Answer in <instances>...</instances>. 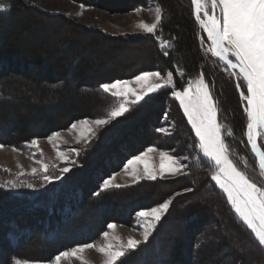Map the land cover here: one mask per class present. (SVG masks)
<instances>
[{
  "label": "trees",
  "instance_id": "1",
  "mask_svg": "<svg viewBox=\"0 0 264 264\" xmlns=\"http://www.w3.org/2000/svg\"><path fill=\"white\" fill-rule=\"evenodd\" d=\"M74 1L85 6H105L102 0ZM149 1L110 0L107 8L125 12L147 6ZM152 1L162 9V22L155 34L112 37L98 29L81 27L58 13L43 12L32 3L0 0L9 5L0 10V142L22 144L68 127L86 114L109 111L115 99L100 89L103 83L144 71L156 70L162 74L171 71L175 89L182 90L203 73L220 116L236 134L238 144L226 138L231 158L252 177L248 164L241 159L245 156L251 160L252 155L248 151L242 153L239 145L244 142L247 119L245 101L235 87L237 79L199 44L191 0ZM131 51L138 55L128 59L124 54ZM171 92L170 88L161 89L149 94L146 103L132 106L128 113L115 120L116 125L106 129L104 144L98 148L110 150L113 145L110 143L121 127L133 126L136 132L119 143L121 151L115 154L122 158L110 172L119 170L126 159L141 149L156 146L174 149L175 155L188 157L182 159L188 165L186 174L171 181L144 180L122 189L99 192L87 182L90 169L99 162L95 152L91 162L85 155L82 158L88 168L71 169L62 179L42 188L15 190L11 192L15 197L9 196L12 201L4 199L8 195L5 188H0V264H14L20 258L49 260L66 248L96 240L111 222L132 223L139 210L163 202L172 190L186 188L191 191L180 195L184 203L172 204L151 237L117 264H154L156 257L160 260L161 256H166L171 264L182 254L196 255L198 241L195 239L202 234L207 235L204 245L208 248L202 247L203 252L197 254L200 263L220 264L229 256V264H264V248L258 245L225 194L211 180L210 165L203 159L196 162L199 151L190 147L195 134ZM165 114L174 124L172 135L167 138L157 132ZM88 185L90 191L85 197L84 187ZM93 208L100 210L99 219L86 232L80 231L82 225L86 226V214ZM113 209L117 215L110 212ZM168 218H173L172 229L166 231L162 226ZM208 227L221 230L228 242L211 247L213 237L206 234ZM76 232L80 235L73 237L71 233Z\"/></svg>",
  "mask_w": 264,
  "mask_h": 264
},
{
  "label": "snow or ice",
  "instance_id": "2",
  "mask_svg": "<svg viewBox=\"0 0 264 264\" xmlns=\"http://www.w3.org/2000/svg\"><path fill=\"white\" fill-rule=\"evenodd\" d=\"M191 2L195 7V19L206 32V39L210 42L207 52L218 58L225 65L230 76H234L239 81L236 85L237 89H244L240 91V98L242 101H246L244 111L248 122L245 135L252 153L258 158L260 176L264 177V150H261L257 143V138L261 135L258 130H264V0H191ZM7 7L9 5L0 2V10ZM83 7L84 5H81V8ZM137 11L139 12L140 9ZM161 22L162 9L156 7L155 22L148 24L141 21L138 27L145 33L155 34ZM164 46L167 45H162V47ZM164 54L168 55L167 52ZM180 75L183 76V73L181 72ZM150 77L158 82L148 85L139 94L135 89L129 87L132 81L116 80L101 84L100 89L116 98L118 106L112 107L104 117L91 121V124L97 128H102L124 116L131 110L132 106L140 102L146 103L150 99V93L154 94L165 88L172 89L171 95L179 101L191 129L195 133L194 143L190 147L199 151L196 162L198 163L200 159H203L210 165L212 169L211 180L226 194L227 201L238 219L250 230L258 245L264 248V184L258 185L231 158L232 152L226 137L233 136V132L230 127L218 122L219 109L203 73L198 78L190 80L182 90L175 89L171 71L164 77L158 71L143 72L134 79L137 84H142ZM129 95L134 96L135 99L129 101ZM79 125L89 126V121L82 120ZM71 128L76 129L77 124H72ZM87 130L95 136L91 127H87ZM157 131L164 132L165 130L157 129ZM58 136L59 133H54L48 137L49 142L51 143ZM3 147L0 145V148ZM28 147L39 148L38 141L32 140ZM13 151H17V149L13 148ZM152 151H154L153 148L147 149V152ZM57 155L61 159H67L62 152H57ZM146 155L147 153H143L129 159L125 169L141 161ZM184 159H188V157H184ZM41 167L44 173L48 172L46 164L42 163ZM187 167L188 165L180 163L177 157L165 152L160 153L161 176L164 175L165 171L173 175L177 173L186 174L184 169ZM69 171L68 167H64L60 170V175L45 174L42 179L45 183H51L53 180L62 179L63 175ZM145 171L149 179H156V176L148 170L147 164H145ZM32 172L35 174L37 169L33 168ZM112 179L114 177L103 181L102 191L119 187V185L112 184ZM20 186L34 187L31 183L20 185L11 180L5 184H0V188L15 189ZM186 191H191V189H186ZM171 202L170 198L157 207L136 213L137 217L142 218L143 221L141 227L144 229L145 242L156 224L161 220L162 215L168 211ZM107 227L108 229H115L116 225L109 223ZM102 235L105 238L103 245H77L70 252L64 251L56 255L51 264H60L62 258L70 255L78 257V254L83 253L85 249L94 247L105 255L106 259L103 264H117L118 260L126 256L129 251L135 250L140 244V241L129 238L126 244L121 242L117 247L107 241L108 231ZM113 239L119 240V237H113ZM14 264H21V261L15 260ZM23 264H29V262L24 261Z\"/></svg>",
  "mask_w": 264,
  "mask_h": 264
},
{
  "label": "rangeland",
  "instance_id": "3",
  "mask_svg": "<svg viewBox=\"0 0 264 264\" xmlns=\"http://www.w3.org/2000/svg\"><path fill=\"white\" fill-rule=\"evenodd\" d=\"M1 1H6V0H1ZM21 1L32 3L35 6H37L39 9H41L43 12H47L50 14H53V13L57 14L58 13L64 17H67L70 20L76 22L81 27L101 30V32L105 33L108 36H112V37L134 36L137 34H145V32L141 28L138 27V24L141 21L146 22L148 24L154 23L155 22V8L158 7L152 0H150L148 2L147 6H137V7H134L132 9L128 10V11H125V12H117L111 8H107V4L109 3L110 0L109 1L108 0H102L101 1V3L103 2L102 4L105 6H101L99 4L94 5V6H92V5L91 6H85L84 5L83 8H81V5H83V4H80L74 0H21ZM137 9H140V11L138 12ZM193 9L195 11V7L192 4V12H193ZM80 13H82V14H80ZM193 17H194V14H193ZM195 22H196V20H195ZM196 24H197L198 32H199L198 33L199 44L201 45L202 49L204 50V52L206 54L211 55L210 52H207V48H208L210 42L207 41V39H206V33L200 27L199 23L196 22ZM202 41H203V43H202ZM137 45L138 44H135V46H137ZM124 55L127 56L129 59V58H132L133 55L135 56L138 54L135 51H133V52L131 51V52H125ZM153 71H156V70L144 71V72H153ZM223 71L225 72L226 70L223 69ZM141 73H143V72H141ZM141 73H138L137 75H139ZM225 73H226V77L228 78L229 75L227 74V72H225ZM160 74L162 77H164V76H166L167 73L166 74L160 73ZM137 75L132 76L130 78L127 77L124 79H116V80L132 81V83H130L129 87L135 89L138 94L142 89H146L148 85L155 83V82H158V81H155L153 78L150 77L147 80H145L142 84H137L135 82V79H134ZM199 76L200 75H197L194 79L198 78ZM116 80H114V81H116ZM114 81H111V82H114ZM111 82H106V83H111ZM238 82H236V84H235L236 89H237L236 85ZM241 90H242V88L240 90L237 89L239 95H240ZM171 97L173 99H175L172 95H171ZM114 99H115L114 100V103H115L114 106H118L117 99L116 98H114ZM121 99H123V98H121ZM134 99H135L134 96H131V95L128 96L129 101L134 100ZM178 103H179V101H178ZM245 105H246V101H245ZM107 111L104 109L102 111L104 113H100L99 111H96V112L86 114V116H81L82 118H78L75 121H73L68 127H61L59 129H56L55 131H52V132L46 134L43 137L32 138L30 140L25 141L22 144L17 143V142H13L10 144H5V143L0 142V145L4 146L3 148H0V184H5L7 181L11 180V181L16 182L20 185H26L28 183H31L34 185L33 188L20 186V187H17L15 189H12V188L4 187L5 188L4 190L8 195L7 198H4V199H8V201H12L15 196L11 192H13L15 190H20V191H22V190L25 191V190H29V189L35 190V189L44 187L45 185L48 184V183H45L42 179L43 175H45V174L51 175V176L60 175V170L64 167H68L70 169V171H71V169H74V168H81V169L88 168V166H86L87 164H85L82 161V158L85 155L87 158H89V160L91 162V161H93L92 158L94 157L95 152H97L96 160L99 159V162L97 164H95V166L90 169L89 177L87 178V182L89 184H93L94 189L98 188L99 192H104L101 190V186L103 184V181L105 179L110 178V177H114V179H112V184L119 185V187H112L108 190H111L114 188L122 189L123 187H127L128 185L135 184L139 181L153 180V179L148 178V174L145 171V164H147L148 170L156 176V179H159V180L171 181L174 179H178L180 176L183 175V173H177V174L173 175L168 171H165L163 176L160 175V153L161 152H165L171 156L177 157L179 159L180 163H182V164H185L182 162V159H184L185 156L175 155L174 149L169 151V150L159 148L156 146H147V147L141 149V151L138 154L131 156L128 159H126L123 162V164L121 165V168L119 170L114 171V172H110V170L112 168H113L112 171L114 170L115 165L118 162L117 160L119 158H122V157L115 154L116 151L117 152L121 151L120 150L121 145L119 143L121 141H123L126 137H128L129 135L135 133L136 132L135 130L137 128L133 127V126L130 127L129 125H128L129 127L127 129H124V126L121 127V131H120V133H118L115 136L114 142L110 143V144H113L111 149L110 150H103V149H101V147L99 149L98 148L99 144H102V145L104 144L103 136L106 133V129H108L111 125H116L117 122L112 121L110 124H108L102 128H97L95 125L91 124V121H93L97 118L104 117L106 115ZM182 111H183V109H182ZM220 114H221V112L218 111V122L224 124L226 127H230L232 132H233V136L226 137V138H228L231 142L233 141L234 144L235 143L238 144V141L236 140V137H235L236 134H235L234 130L232 129L230 124H228L227 121L223 117L220 116ZM168 117L169 116L167 114H165L163 116V119L160 121L161 126L159 128H157V129H164L165 130L164 132L157 131L158 133H160L162 135L163 138H167L170 135H172V131L174 128V124L171 121H169ZM186 119H187V117H186ZM246 119H247V115H246ZM82 120H88L89 126L79 125V122ZM74 123L77 124L76 129L71 128L72 124H74ZM127 124H125V125H127ZM246 125H247V123H246ZM87 127H91L93 129V131L95 132V136L92 135V132H89L87 130ZM258 131L261 132V135L258 137V144H259V147L261 148V150H264V130H258ZM124 132H126V134ZM54 133H59V136L54 138L52 140V142L50 143L48 140V137L52 136ZM245 133H246V126H245V131H244V142L243 143L239 142L240 143L239 145H240L242 153H247V151H248V153H251V151L248 147V144H247V139H246ZM34 139L38 141L39 148L28 147L29 143ZM105 142H106V140H105ZM13 148H16L17 151H13ZM148 148H153L154 151L147 152ZM57 152H62L67 157V159L66 160L61 159L57 155ZM143 153H147V155L144 156V158L141 161H138L134 165L128 166V168L125 169V165L127 164V161L129 159H131L135 156L141 155ZM251 155H252V153H251ZM241 159L244 161V163L248 164V167L251 170L250 175L252 177H250V176L249 177L252 178L255 182H257L258 185L264 184V177L260 176L259 168H258V165L256 163L255 157L252 155L251 160H250V159H246L245 156H242ZM72 162H75V163H72ZM252 162H253L254 166L252 165ZM42 163L46 164L48 166V172L47 173L43 172L42 167H41ZM33 168L37 169V172L35 174H33V172H32ZM185 172H186V168L184 169V173ZM246 173H247V171H246ZM247 174H249V173H247ZM53 181H57V180H53ZM88 186L84 187L85 197L88 196V193L90 191V186L89 187ZM186 189H191V188H186ZM186 189L181 190V191H175V190L171 191V193L167 196V198H165V200H168L170 198L172 200L169 208L171 207L172 204L176 205L180 201V199L183 198L180 196L181 194L190 192V191H186ZM125 191H127V189ZM8 192H10V193H8ZM109 194H111V192ZM9 196H11L13 198H10ZM125 196H126V194H125ZM225 196H226V194H225ZM184 201H182V202L180 201V202L184 203ZM163 202H161V203H163ZM161 203H159V204H161ZM159 204H157L156 206H153V207H157V206H159ZM119 208L120 207H118V209H117L118 212L120 211ZM150 208H152V207H150ZM150 208H146V209H150ZM146 209H142V210H146ZM117 210L113 209L110 212L114 215H117L118 214ZM139 211H141V210H139ZM99 212H100V210H98L97 208L91 209L86 214L87 218L84 220V223L87 222L86 226L82 225V228L80 231L86 232L89 229V227L91 226L90 224L92 223V225H93L94 221L99 219V217H100ZM165 214L166 213H164L162 215L161 220L156 224L155 228L151 231V234L149 235L148 239L151 237L153 232L156 230L159 223L162 220H164L163 218H164ZM212 219L213 218L211 217L210 222ZM172 221H173V218L171 220L168 218V220L165 223H164V221L162 222V223H164L163 226H162V223L160 226H162V229L169 231L172 229L170 227V223ZM142 222H143L142 218L137 217L136 214L134 216L133 222L130 224H124L121 221L111 222L112 224L116 225L115 229H108V227L106 226L104 228V231L100 233V235L98 236V238L96 240L86 242V243H81L78 245H83V244H94L97 246L103 245L105 243V238L103 237L102 234L105 231L109 232V237L107 238V241L112 243L114 246L118 247L121 242L126 244L127 240L129 238L136 239V240L140 241V244H141V243L145 242L144 237H143L144 229H143V227H141ZM213 229L214 228L208 227L207 232H206V234H208V236L212 235V237H213V239L211 240V245H212L211 247H213L216 243L222 242V244H223L225 242H228L227 237L221 233V230L215 231ZM205 230H206V228H205ZM71 234H73V237L74 236L77 237L80 235L79 232L71 233ZM113 237H119V240H115V239H113ZM206 237H207V235L202 234V235H199L195 239L196 243L198 241V243L195 246L196 249H198L197 252H195L196 255L193 254L192 252H189V251H191V250H189L188 256L186 254L185 255L182 254V257L179 258L178 261L175 260L171 264H209L208 261L201 262V263L198 262V257H197L198 253L203 252L202 250H204V249H201L202 247H204L205 249L208 248V246L204 245L205 244L204 239L206 240ZM183 239L185 241L186 237H184ZM199 242H200V244H199ZM170 243L171 242H169V245H170ZM184 245H185L184 247L187 246L186 243ZM154 246H155V243H154ZM76 247H77V245H74L72 247L64 249L61 252H64V251L70 252L73 248H76ZM61 252H59V253H61ZM59 253H57L56 255H58ZM56 255H54L49 260H36L33 258H31V259L20 258V259H16V260H20L21 264H23L24 261H28L29 264H51V262L54 260V257ZM155 255L157 256L156 253H155ZM226 255H227V253H226ZM78 257L70 255L68 257L62 258L60 264H103L104 260L106 259L105 255L103 253L97 251L95 247L90 248V249H85L83 253L78 254ZM169 263H170V261L166 259V256H161L160 260H157V257H156L155 262H154V264H169ZM229 263H231V259L229 256L228 257L226 256L225 258H223V261L220 264H229Z\"/></svg>",
  "mask_w": 264,
  "mask_h": 264
},
{
  "label": "water",
  "instance_id": "4",
  "mask_svg": "<svg viewBox=\"0 0 264 264\" xmlns=\"http://www.w3.org/2000/svg\"><path fill=\"white\" fill-rule=\"evenodd\" d=\"M195 13V11H194V9H193V14ZM194 18H195V15H194ZM196 20V19H195ZM197 22V21H196ZM198 23V22H197ZM246 139H247V137H246ZM248 144V143H247ZM248 147H249V149H250V151H251V146L248 144ZM251 153H252V151H251ZM252 155L255 157V160H256V163H257V165H258V158L255 156V154L254 153H252Z\"/></svg>",
  "mask_w": 264,
  "mask_h": 264
},
{
  "label": "bare ground",
  "instance_id": "5",
  "mask_svg": "<svg viewBox=\"0 0 264 264\" xmlns=\"http://www.w3.org/2000/svg\"><path fill=\"white\" fill-rule=\"evenodd\" d=\"M206 33V32H205ZM257 143H258V138H257ZM259 145V144H258ZM261 149V148H260Z\"/></svg>",
  "mask_w": 264,
  "mask_h": 264
},
{
  "label": "crops",
  "instance_id": "6",
  "mask_svg": "<svg viewBox=\"0 0 264 264\" xmlns=\"http://www.w3.org/2000/svg\"><path fill=\"white\" fill-rule=\"evenodd\" d=\"M151 94V93H150Z\"/></svg>",
  "mask_w": 264,
  "mask_h": 264
}]
</instances>
